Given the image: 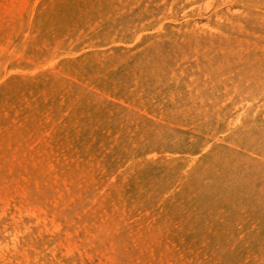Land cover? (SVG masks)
<instances>
[{
    "label": "rangeland",
    "instance_id": "rangeland-1",
    "mask_svg": "<svg viewBox=\"0 0 264 264\" xmlns=\"http://www.w3.org/2000/svg\"><path fill=\"white\" fill-rule=\"evenodd\" d=\"M49 2L0 0V238L21 220L29 233L18 244L70 251L68 264H264V243L200 213L192 193L143 196L120 153L134 149L144 124L199 133L143 108L134 76L122 88L61 57L73 41L86 51L95 39L90 23L70 34L57 14L34 27L26 17ZM33 256L27 264H43Z\"/></svg>",
    "mask_w": 264,
    "mask_h": 264
},
{
    "label": "bare ground",
    "instance_id": "bare-ground-1",
    "mask_svg": "<svg viewBox=\"0 0 264 264\" xmlns=\"http://www.w3.org/2000/svg\"><path fill=\"white\" fill-rule=\"evenodd\" d=\"M49 4H54L51 13L42 4L26 17L34 27L57 14L70 34L90 23L86 36L95 39L86 51L73 41L61 57H73L87 73L103 75L122 88L134 76L143 108L188 123L199 133L188 138L144 124L140 130L148 131L134 149L120 153L135 168L143 196L192 193L200 213L222 217L227 228L238 223L248 231L245 236L264 243V0ZM132 45L142 48L130 53ZM0 77L7 80L1 67ZM21 222L0 238L4 264H27L30 254L35 262L42 257L43 264H68L63 259L71 257L70 251L57 257L33 240L18 244L29 233Z\"/></svg>",
    "mask_w": 264,
    "mask_h": 264
}]
</instances>
